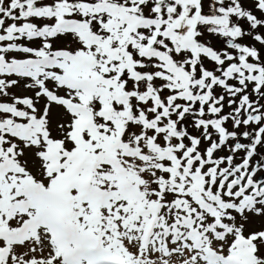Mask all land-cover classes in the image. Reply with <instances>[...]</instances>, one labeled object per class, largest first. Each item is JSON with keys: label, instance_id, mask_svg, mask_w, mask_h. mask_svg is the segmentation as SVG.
<instances>
[{"label": "snow or ice", "instance_id": "1", "mask_svg": "<svg viewBox=\"0 0 264 264\" xmlns=\"http://www.w3.org/2000/svg\"><path fill=\"white\" fill-rule=\"evenodd\" d=\"M0 264H264V0H0Z\"/></svg>", "mask_w": 264, "mask_h": 264}, {"label": "rangeland", "instance_id": "2", "mask_svg": "<svg viewBox=\"0 0 264 264\" xmlns=\"http://www.w3.org/2000/svg\"><path fill=\"white\" fill-rule=\"evenodd\" d=\"M244 42H247V41H244Z\"/></svg>", "mask_w": 264, "mask_h": 264}]
</instances>
